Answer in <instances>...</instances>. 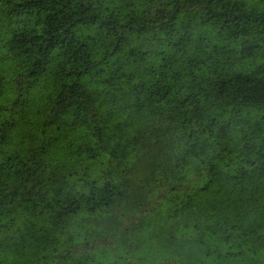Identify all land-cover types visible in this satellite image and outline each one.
I'll return each mask as SVG.
<instances>
[{
	"label": "trees",
	"instance_id": "16d2710c",
	"mask_svg": "<svg viewBox=\"0 0 264 264\" xmlns=\"http://www.w3.org/2000/svg\"><path fill=\"white\" fill-rule=\"evenodd\" d=\"M0 264H264V0H0Z\"/></svg>",
	"mask_w": 264,
	"mask_h": 264
}]
</instances>
